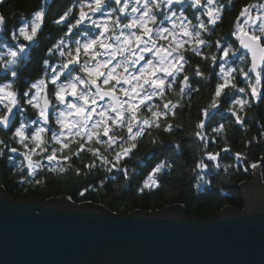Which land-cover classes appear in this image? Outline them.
Masks as SVG:
<instances>
[{
	"label": "snow or ice",
	"instance_id": "snow-or-ice-1",
	"mask_svg": "<svg viewBox=\"0 0 264 264\" xmlns=\"http://www.w3.org/2000/svg\"><path fill=\"white\" fill-rule=\"evenodd\" d=\"M14 18L9 29L0 12V162L14 165L20 183L71 172L78 183L65 199L74 202L106 189L113 170L129 183L142 144L152 161L139 194L160 190L193 144L191 165L183 163L196 189L250 169L264 179V153L249 155L264 143V0H37ZM196 77L209 90L192 120ZM252 109L256 134L234 151ZM185 112L188 123L177 122Z\"/></svg>",
	"mask_w": 264,
	"mask_h": 264
},
{
	"label": "water",
	"instance_id": "water-1",
	"mask_svg": "<svg viewBox=\"0 0 264 264\" xmlns=\"http://www.w3.org/2000/svg\"><path fill=\"white\" fill-rule=\"evenodd\" d=\"M242 181V208L207 219L182 205L126 214L66 196L10 197L0 187V264H264V181Z\"/></svg>",
	"mask_w": 264,
	"mask_h": 264
},
{
	"label": "trees",
	"instance_id": "trees-1",
	"mask_svg": "<svg viewBox=\"0 0 264 264\" xmlns=\"http://www.w3.org/2000/svg\"><path fill=\"white\" fill-rule=\"evenodd\" d=\"M70 1V0H68ZM246 0H236L237 6L244 3ZM37 0H7V3L0 8V12H3L9 17L8 25L18 23V19L14 18L19 16L21 12H25L30 5L36 3ZM234 15V14H233ZM228 27V17L226 16L224 24L216 29L217 34H221ZM46 31H49L46 29ZM215 38V37H214ZM210 51V50H209ZM200 63L206 70V65L199 57L192 59V64ZM26 66V65H24ZM23 66V67H24ZM196 80L200 81L198 84H194L195 87L201 89L198 95H194L192 98L191 108V119L195 120L197 109L204 103L205 96L208 93L209 85L207 82L196 77ZM215 84V79L212 80V86ZM228 104L225 102L224 107ZM249 130L244 131L241 129L237 132L236 136L232 139L231 144L234 151L243 150V140L248 139L256 132L251 128L252 118H259V114L256 113L255 109L249 110ZM220 115L228 116L230 114L219 110ZM261 112L264 113V105H261ZM183 119L185 124L188 123L189 114L184 113L182 117H178L177 122ZM220 116H217L219 121ZM146 151L144 145H141L140 152L137 155L143 156V160L137 161L135 158L128 161L131 168H135L136 171L132 173L130 182L125 184L122 177L118 176L115 170L105 179L107 188L99 193H89L85 197L80 198L77 195H73V201L76 203L91 201L95 204L105 206L110 211L119 214H126L133 210H157L164 208L172 204H180L183 206L187 216H196L202 219H207L214 213L218 212L222 207L229 205L238 207L240 204V193L237 191L236 186L242 181H249L252 178V170L250 169L247 173H237L235 176H230L227 179H221L216 177L213 180V186L207 185L201 186L196 189L193 185L196 183L194 175L189 178L187 168L184 167V161L187 162L188 166L191 165L192 156L196 151L195 144H193L188 152H186L180 161V167L176 169V172L171 177H165L164 186L151 194H139L136 189L143 179L141 169H145L147 164L145 161H152V156H144ZM259 157L264 153V143L261 147L253 148L250 150V158L252 154ZM163 158V156L161 157ZM88 157L85 156V160ZM77 165L79 161H74ZM229 161L226 159L225 163ZM10 166L4 162H0V185L8 192V195L14 199L19 198H41L48 199L50 197H61L73 194L76 191V185L78 178L71 172L66 175H56L47 172H41L37 179H44V183L40 185L20 183L19 174L13 176L11 173ZM183 169V171L181 170ZM215 175V174H213ZM112 176H117L116 179H112ZM134 177V178H133ZM104 178L103 171H99L96 175L89 177L90 182L99 183ZM31 179V178H29ZM264 180V179H263ZM80 182H84L83 178H80ZM124 185V187H121Z\"/></svg>",
	"mask_w": 264,
	"mask_h": 264
},
{
	"label": "flooded vegetation",
	"instance_id": "flooded-vegetation-1",
	"mask_svg": "<svg viewBox=\"0 0 264 264\" xmlns=\"http://www.w3.org/2000/svg\"><path fill=\"white\" fill-rule=\"evenodd\" d=\"M68 2L71 3V0L68 1ZM245 2H247V0H246ZM18 23H19V21H18ZM18 23H17V24H18ZM12 26H13V25H9L8 28L10 29ZM213 38H214V37H213ZM208 51H209L208 49H205V52H208ZM23 66H24V65H21V67H23ZM193 66H195V65H193ZM198 78H199V77H198ZM177 90H178V85H177ZM29 115H31V112H29ZM12 155L14 156V159L16 160V163L18 164L22 158L19 157L18 154H12ZM5 164L8 165V166H11V165H12V166L14 167V165H13L11 162H7V161H5Z\"/></svg>",
	"mask_w": 264,
	"mask_h": 264
},
{
	"label": "rangeland",
	"instance_id": "rangeland-1",
	"mask_svg": "<svg viewBox=\"0 0 264 264\" xmlns=\"http://www.w3.org/2000/svg\"><path fill=\"white\" fill-rule=\"evenodd\" d=\"M18 24H19V23H18ZM18 24H17V25H18ZM252 179H253V175H252V178H251V180H252ZM261 180H263V179H261ZM249 181H250V180H249ZM263 181H264V180H263ZM237 191H238V190H237ZM238 192H240V191H238ZM240 196H241V194H240ZM240 201H241V199H240ZM237 208H240V209H241V208H242V205H241V204H239V206H238Z\"/></svg>",
	"mask_w": 264,
	"mask_h": 264
},
{
	"label": "bare ground",
	"instance_id": "bare-ground-1",
	"mask_svg": "<svg viewBox=\"0 0 264 264\" xmlns=\"http://www.w3.org/2000/svg\"><path fill=\"white\" fill-rule=\"evenodd\" d=\"M10 167H11V168H13V166H12V165H11ZM6 193L8 194V192H7V191H6Z\"/></svg>",
	"mask_w": 264,
	"mask_h": 264
}]
</instances>
